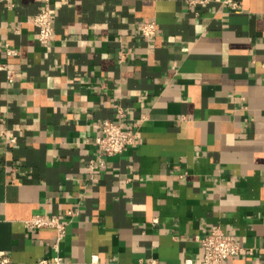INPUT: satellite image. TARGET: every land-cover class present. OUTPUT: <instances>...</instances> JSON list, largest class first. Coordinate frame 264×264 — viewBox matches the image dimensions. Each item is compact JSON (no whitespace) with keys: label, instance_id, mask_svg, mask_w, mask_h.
I'll list each match as a JSON object with an SVG mask.
<instances>
[{"label":"crops","instance_id":"crops-1","mask_svg":"<svg viewBox=\"0 0 264 264\" xmlns=\"http://www.w3.org/2000/svg\"><path fill=\"white\" fill-rule=\"evenodd\" d=\"M39 7L0 0V264H200L216 226L264 264V0H51L46 44Z\"/></svg>","mask_w":264,"mask_h":264},{"label":"built area","instance_id":"built-area-1","mask_svg":"<svg viewBox=\"0 0 264 264\" xmlns=\"http://www.w3.org/2000/svg\"><path fill=\"white\" fill-rule=\"evenodd\" d=\"M232 7H237L236 3H231ZM30 22L38 28V40L46 44L50 41L54 26L51 14V0H40L38 11L30 18ZM157 25L154 21H144L139 25V33L144 37H151L156 33ZM9 55L15 54L14 48L7 47ZM119 120L112 121L103 119L98 122L99 134L96 143L104 155L121 154L134 144L139 137V124L133 123L131 127H123L121 120L124 118V111L118 109ZM93 167V165H91ZM71 211L70 214H73ZM31 227L50 226L57 230L55 247L58 246L61 236L66 232V224L56 217L47 218L37 214L27 221ZM202 260L200 264H230V259L239 255L243 248L234 239L227 237L223 229L219 226L209 228L207 233L201 238ZM4 261H6L4 259ZM57 264H66L61 257H55ZM184 264H192L190 259H185Z\"/></svg>","mask_w":264,"mask_h":264}]
</instances>
